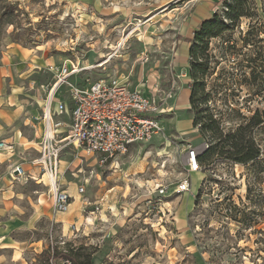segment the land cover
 I'll list each match as a JSON object with an SVG mask.
<instances>
[{
    "label": "rangeland",
    "instance_id": "1",
    "mask_svg": "<svg viewBox=\"0 0 264 264\" xmlns=\"http://www.w3.org/2000/svg\"><path fill=\"white\" fill-rule=\"evenodd\" d=\"M225 1L0 0V68L28 101L29 116H39L55 82L50 67L68 61L87 71L60 89L67 103L71 88L107 78H122L132 88L142 84L157 89L161 101L167 98L164 133L128 156L113 162L71 148L63 153V189L87 185L81 203L71 204L80 203L72 215L73 206L68 214L55 212L45 186L17 184L19 225L0 229L15 250L0 249V264H66L40 260L53 248L81 258L92 254L93 264H264V125L253 133L262 150L255 164L227 160L219 140V133L264 111V0H247L255 8L252 18L230 25L200 56V116L188 112L185 94L175 102L194 85L193 44L183 40L194 39L200 22L215 14L229 25ZM13 49H25L29 72ZM185 49L187 59L176 62ZM190 118L201 125L194 129ZM201 145L209 157L202 172L190 176L186 152ZM186 182L190 193L177 192ZM159 184L169 187L164 197L156 192ZM5 238L3 249L9 247Z\"/></svg>",
    "mask_w": 264,
    "mask_h": 264
},
{
    "label": "built area",
    "instance_id": "2",
    "mask_svg": "<svg viewBox=\"0 0 264 264\" xmlns=\"http://www.w3.org/2000/svg\"><path fill=\"white\" fill-rule=\"evenodd\" d=\"M62 68L50 67L55 74L44 99L39 117L34 121L42 123L43 133L38 141V157L27 161L31 168L17 165L12 170L15 181H34L46 185L56 213L69 210L74 197L63 189L61 183V157L71 148L97 155L105 161H117L130 154L137 145L150 143L165 131L161 118L166 114L158 90L132 88L121 78H107L89 83L83 88H71L69 103L59 98L60 89L66 81L86 68L68 61ZM169 98H176L172 89ZM0 151L15 156L13 145L0 141ZM208 151L206 145L190 148L185 155L186 171L190 176L200 174L199 157ZM46 178V182L44 181ZM86 186L77 187L84 196ZM179 193L189 192L186 182L178 187ZM169 187L156 186L159 196H166Z\"/></svg>",
    "mask_w": 264,
    "mask_h": 264
},
{
    "label": "crops",
    "instance_id": "3",
    "mask_svg": "<svg viewBox=\"0 0 264 264\" xmlns=\"http://www.w3.org/2000/svg\"><path fill=\"white\" fill-rule=\"evenodd\" d=\"M216 1L218 0H209V2H216ZM205 20L200 22V26ZM185 40H193V39L187 38ZM185 40L183 41L186 44L187 42H185ZM178 44L179 42H177L176 45ZM24 51L25 49L23 50L13 49L11 52H13V54L15 55L14 57L20 61V64L26 69H28V67L31 66L32 64L29 63L30 60L27 59ZM176 59H177L176 62L179 63H182L184 60H186L187 49H185V54H182V56H177ZM1 61L5 63L4 59ZM31 61L38 62L33 60ZM27 71L29 72V69ZM8 74L9 73L5 67L0 68V141L13 145L15 149V156L12 157L9 153L5 151H0V229L2 226L7 227L8 229L9 227L15 228L17 224L19 225L20 219L18 218L16 212L17 210H20L19 205L22 203L23 198L21 197L22 196L21 193L17 190V184H21L23 182L14 180V177L12 175V170L17 165H22V167L26 170L31 168L30 164L27 161L38 157V153H37L38 141L43 133L42 123H38L34 121V119L37 117L29 116L30 115L29 105L25 103L28 101L21 100L18 91H16L15 88L13 87L14 78H12V81H10L8 77H4L7 76ZM136 88L140 90H145L147 92L144 85L142 84ZM184 94L185 96L188 97L187 105L189 107L188 108V112H189L190 98H191L190 89L183 88L180 94L178 95V98L175 100V102L177 105L178 100ZM43 105H44V98L40 102V111L38 115L41 114V109ZM188 122L189 124L193 123L191 118L189 119ZM182 123L183 121L178 122V124H182ZM193 175L195 176L198 174H193ZM44 181L46 182V178H44ZM43 186L47 188L46 185ZM67 191L74 198L76 195H79L77 190H75L74 188L70 190L67 189ZM74 201L75 199L73 200V202ZM80 203H76L73 205L72 213H70V215L74 213V211L77 209ZM1 238H5V236L0 235V240ZM6 241L7 239L5 238V241H3L2 243L8 244L6 243ZM8 245L9 247L5 246V249L0 247V249L12 250V251L15 250V247H11L10 244Z\"/></svg>",
    "mask_w": 264,
    "mask_h": 264
},
{
    "label": "trees",
    "instance_id": "4",
    "mask_svg": "<svg viewBox=\"0 0 264 264\" xmlns=\"http://www.w3.org/2000/svg\"><path fill=\"white\" fill-rule=\"evenodd\" d=\"M247 0H226L224 5L229 16V25L223 21L219 15L215 14L212 19L205 20L199 30L194 34L193 40H185V42L193 44L190 49L189 56L191 58V74L190 77L194 82L191 85V98H190V110L193 115L200 116L202 109L198 107V81L200 76V69L204 67V63H198L200 56L204 55L208 51L209 41L222 36L225 32L230 30V25H234L236 22L241 21V19H250L255 14L254 7L246 6ZM253 14V15H252ZM182 40L178 37L177 42ZM178 47V45H177ZM205 71H203L204 73ZM211 124L216 121L210 116L208 119ZM201 123L198 119L193 120V128L197 129ZM264 125V111H256V113L244 124L240 125L234 131L229 133H219V140L222 144V148L225 149L227 160H231L237 164L250 165L258 162L262 157V150L253 137L254 130ZM208 151L199 157V163L202 167V162H204L208 157ZM93 255L84 256L81 258L77 256L74 250H67L60 254L57 250L56 254L53 248V253L50 250H45L40 255V260L45 258L50 260L63 261L66 264H93Z\"/></svg>",
    "mask_w": 264,
    "mask_h": 264
},
{
    "label": "bare ground",
    "instance_id": "5",
    "mask_svg": "<svg viewBox=\"0 0 264 264\" xmlns=\"http://www.w3.org/2000/svg\"><path fill=\"white\" fill-rule=\"evenodd\" d=\"M105 64V63H104ZM76 200V202H79L81 200V197L78 195V196H75L74 198ZM75 202V201H74ZM70 206H73V205H70ZM70 208V207H69ZM69 212L71 213V211L69 210ZM66 213V212H65ZM4 247V246H3Z\"/></svg>",
    "mask_w": 264,
    "mask_h": 264
}]
</instances>
